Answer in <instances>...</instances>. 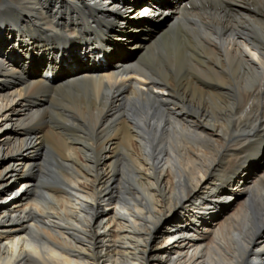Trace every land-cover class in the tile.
Returning <instances> with one entry per match:
<instances>
[{"label": "bare ground", "instance_id": "obj_1", "mask_svg": "<svg viewBox=\"0 0 264 264\" xmlns=\"http://www.w3.org/2000/svg\"><path fill=\"white\" fill-rule=\"evenodd\" d=\"M0 264H264V0H0Z\"/></svg>", "mask_w": 264, "mask_h": 264}, {"label": "rangeland", "instance_id": "obj_2", "mask_svg": "<svg viewBox=\"0 0 264 264\" xmlns=\"http://www.w3.org/2000/svg\"><path fill=\"white\" fill-rule=\"evenodd\" d=\"M139 1H143V0H139ZM166 21H168L167 20V18H166V16H164V18L162 19V20H160V21H158L157 23H161V25H162V27L164 26V25H166ZM163 23V24H162ZM165 23V24H164ZM168 23H169V21H168ZM167 23V24H168ZM156 25H158V24H156ZM160 26V25H159Z\"/></svg>", "mask_w": 264, "mask_h": 264}]
</instances>
